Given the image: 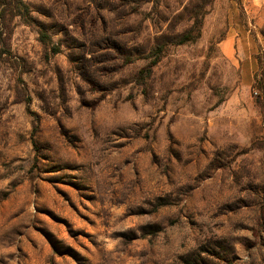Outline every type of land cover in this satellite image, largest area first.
<instances>
[{
  "label": "rangeland",
  "instance_id": "1",
  "mask_svg": "<svg viewBox=\"0 0 264 264\" xmlns=\"http://www.w3.org/2000/svg\"><path fill=\"white\" fill-rule=\"evenodd\" d=\"M255 1L0 7V264H264Z\"/></svg>",
  "mask_w": 264,
  "mask_h": 264
},
{
  "label": "trees",
  "instance_id": "2",
  "mask_svg": "<svg viewBox=\"0 0 264 264\" xmlns=\"http://www.w3.org/2000/svg\"><path fill=\"white\" fill-rule=\"evenodd\" d=\"M0 7L6 8V9L8 8L10 13L24 19V21L27 23L33 22L29 7L23 2V0H0ZM40 39L42 42L47 43L49 41V36L45 31L41 30ZM191 40H192L191 33H186L180 37L177 44L178 45L185 44ZM52 49L54 53H58V50H56V48H52ZM154 53H156L155 56H152V57H155L154 60L150 62L146 67H144L138 74L137 80L141 85H145L147 79L152 74L153 67L156 66L163 58L165 54V48L159 47ZM258 85H260L263 91V96H264V75H263V82H258ZM256 96L259 100L260 98L259 92L258 94H256ZM259 103H260V108L263 110L264 109V98H263V101L259 100Z\"/></svg>",
  "mask_w": 264,
  "mask_h": 264
},
{
  "label": "crops",
  "instance_id": "3",
  "mask_svg": "<svg viewBox=\"0 0 264 264\" xmlns=\"http://www.w3.org/2000/svg\"><path fill=\"white\" fill-rule=\"evenodd\" d=\"M242 5L244 10H262L261 7L255 0H242ZM230 46L231 42L226 41V46Z\"/></svg>",
  "mask_w": 264,
  "mask_h": 264
}]
</instances>
